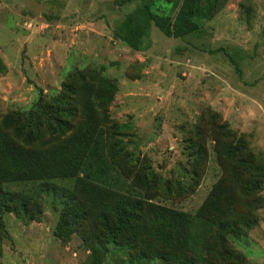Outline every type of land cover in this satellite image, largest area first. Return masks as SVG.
Instances as JSON below:
<instances>
[{"label": "rangeland", "instance_id": "374dc122", "mask_svg": "<svg viewBox=\"0 0 264 264\" xmlns=\"http://www.w3.org/2000/svg\"><path fill=\"white\" fill-rule=\"evenodd\" d=\"M145 1L0 0V116L26 112L39 99L54 105L59 92L70 94L63 85L82 81L92 91L72 96L78 110L91 95L104 119L119 125L130 175L118 184L126 189L133 176L145 189L167 187L168 198L159 191L148 202L182 212L197 209L218 184L232 200L231 215L222 204L219 218L254 219L224 236L230 253L222 264H264V0H220L182 37L151 24L132 50L112 30ZM153 1L172 20L181 0ZM229 146L239 150L226 157ZM37 208L3 212L0 264H179L187 251L170 249L176 256L168 258L152 247L143 255L138 247L118 251L95 238L91 221L57 229L62 207L52 195L38 196Z\"/></svg>", "mask_w": 264, "mask_h": 264}, {"label": "trees", "instance_id": "16d2710c", "mask_svg": "<svg viewBox=\"0 0 264 264\" xmlns=\"http://www.w3.org/2000/svg\"><path fill=\"white\" fill-rule=\"evenodd\" d=\"M114 1L120 5L131 0ZM219 1L181 0L171 20L161 4L147 0L120 20L112 38L138 50L151 24L167 37H182L198 30ZM81 84L63 85L61 89L70 94L59 92L54 105L39 99L26 112L0 116V227L3 212L27 215L32 209L38 211V196L50 194L62 207L56 225L59 230L91 221L88 226L95 238L118 251L138 247V254L143 255V249L152 247V253L168 258L176 256L170 249L182 248L187 251L177 255L179 264H222L223 255L230 253L224 247V236H237L242 228L253 225V217L219 218L222 204L231 215L232 200L223 199L218 184L193 212L148 202L157 199L159 191L162 198H168L170 190L145 189L142 178L130 177L123 189L117 177L127 179L130 174L117 136L119 125L104 119L91 95L90 104L78 110L72 96L78 90L92 91ZM93 118L96 120H90ZM235 150L239 148L229 146L223 154L233 156ZM258 176L264 179L261 172ZM146 177L154 181L153 174ZM262 178L248 186L250 191L257 189L254 186ZM9 185H27L29 189L14 190Z\"/></svg>", "mask_w": 264, "mask_h": 264}]
</instances>
